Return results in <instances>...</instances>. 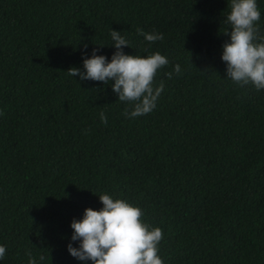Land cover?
Here are the masks:
<instances>
[{
	"label": "trees",
	"instance_id": "obj_1",
	"mask_svg": "<svg viewBox=\"0 0 264 264\" xmlns=\"http://www.w3.org/2000/svg\"><path fill=\"white\" fill-rule=\"evenodd\" d=\"M228 2L0 0V264H28V252L92 264L67 245L72 219L103 207L102 193L162 229L164 264H264V90L226 78ZM137 28L164 39L149 46ZM111 29L126 54L169 60L148 114L124 116L114 81L68 74L99 45L111 60Z\"/></svg>",
	"mask_w": 264,
	"mask_h": 264
},
{
	"label": "clouds",
	"instance_id": "obj_2",
	"mask_svg": "<svg viewBox=\"0 0 264 264\" xmlns=\"http://www.w3.org/2000/svg\"><path fill=\"white\" fill-rule=\"evenodd\" d=\"M227 7L230 11L225 23L230 31L225 34L230 36V41L222 45L221 56L226 63V78L240 87L251 85L257 91L264 90V34L257 26L261 19L257 0H229ZM137 32L149 46L164 39L163 34L155 30L145 32L137 28ZM110 36L115 47L110 61L105 55L97 54L103 47L99 45L92 49L90 56L82 53L84 71L71 67L68 74L105 85L114 81L111 87L118 100L130 106L122 113L128 118L152 112L164 89L163 81L155 85V77L169 64L168 58L149 48L143 49L147 55L126 54L123 46H129V42L121 32L111 29ZM174 72H181L179 64L174 66ZM166 75L171 79L173 73ZM100 120L107 124L104 112L100 113ZM99 199L103 205L99 210L87 207L81 219H72L73 232L67 245L70 255L80 261L90 260L92 264H164L158 255L162 229L142 222L143 210L126 199H114L108 193L100 194ZM73 241H78L79 246L74 247ZM6 251V247L0 245V260L4 259ZM26 254L28 264H38L31 252ZM39 260L44 261L45 257L41 255Z\"/></svg>",
	"mask_w": 264,
	"mask_h": 264
}]
</instances>
